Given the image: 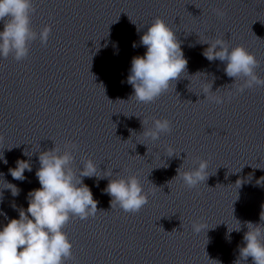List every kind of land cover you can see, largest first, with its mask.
Segmentation results:
<instances>
[{"label": "clouds", "instance_id": "1", "mask_svg": "<svg viewBox=\"0 0 264 264\" xmlns=\"http://www.w3.org/2000/svg\"><path fill=\"white\" fill-rule=\"evenodd\" d=\"M36 11L34 0H0V22H3L0 58L11 56L21 62L28 58L34 41L39 40L42 46H47L52 26L45 25L39 32L34 30L32 15ZM213 12L219 18L226 16V12L220 9H213ZM140 42L147 51L144 56L132 58L127 83L133 87L132 98L137 102L154 103L186 72L188 60L184 57L175 31L161 17L154 18ZM202 43L209 45L203 51L208 61L226 62L224 72L234 78L232 85L236 86L237 94H242L246 89L264 87V78L256 72L260 61L244 46L230 47L229 42L221 37ZM132 46L135 48L137 45L133 43ZM237 81L241 83L237 85ZM211 87L203 93L212 102L222 104L225 99H231V95L227 98L217 95L208 97L207 92L211 91ZM152 120L150 128H145L147 121L142 120L144 130L141 135L146 139L155 142L161 135L172 133L173 125L169 119L153 117ZM2 140L3 136L0 135ZM78 148L75 142L68 141L62 152L55 145L53 149L39 154L40 167L35 175L40 187L28 194V207L19 211V219L9 220L0 229V264H68L75 259L73 244L64 229L73 219L86 220L95 217L98 211V202L93 198L91 189L83 183L84 177L109 178L103 191L111 197V209L119 207L125 213L136 214L148 204L149 193L144 191L136 175L124 177L117 174L116 178H112V169L98 171L99 166L90 157L83 158L82 167L76 169L74 153ZM166 152L169 157L176 155L171 146L166 148ZM194 162L197 167L181 171V165L173 178L182 181L189 190L205 184L209 177L208 161L196 157ZM4 163L7 164V160ZM25 170L32 171L30 162L18 160L16 167L10 168L9 172L14 180L23 181L26 179ZM258 183H264V177ZM7 185L13 196L19 194L14 184ZM236 221L239 227L234 230L240 231L241 223ZM260 221V224L244 222L248 231L243 236L244 246L239 247V259L235 264H243L249 257L252 264H264V212L260 215ZM192 229L195 234L208 230L205 223L198 221L192 223ZM228 231L231 233L233 230Z\"/></svg>", "mask_w": 264, "mask_h": 264}]
</instances>
